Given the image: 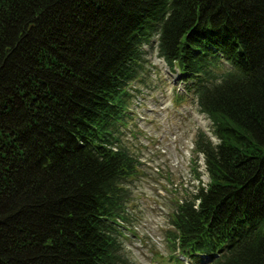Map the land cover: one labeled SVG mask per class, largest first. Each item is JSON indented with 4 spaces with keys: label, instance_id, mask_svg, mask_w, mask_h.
<instances>
[{
    "label": "trees",
    "instance_id": "16d2710c",
    "mask_svg": "<svg viewBox=\"0 0 264 264\" xmlns=\"http://www.w3.org/2000/svg\"><path fill=\"white\" fill-rule=\"evenodd\" d=\"M155 37L218 140L171 257L264 264V0H0V264H133L120 126Z\"/></svg>",
    "mask_w": 264,
    "mask_h": 264
},
{
    "label": "rangeland",
    "instance_id": "374dc122",
    "mask_svg": "<svg viewBox=\"0 0 264 264\" xmlns=\"http://www.w3.org/2000/svg\"><path fill=\"white\" fill-rule=\"evenodd\" d=\"M143 49V69L131 85L127 118L120 126V143L136 162L123 184L120 241L133 264H207L181 255L174 262L169 220L178 204L209 182L203 156L195 150L196 134L204 133L213 144L218 140L210 119L182 93L185 84L178 82L177 69L170 71L159 56L157 38Z\"/></svg>",
    "mask_w": 264,
    "mask_h": 264
},
{
    "label": "bare ground",
    "instance_id": "6f19581e",
    "mask_svg": "<svg viewBox=\"0 0 264 264\" xmlns=\"http://www.w3.org/2000/svg\"><path fill=\"white\" fill-rule=\"evenodd\" d=\"M205 168V167H204Z\"/></svg>",
    "mask_w": 264,
    "mask_h": 264
}]
</instances>
